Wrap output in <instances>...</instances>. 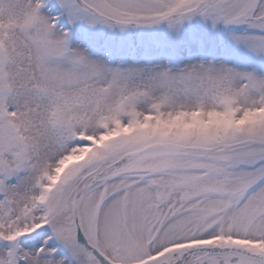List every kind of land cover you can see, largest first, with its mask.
<instances>
[{"label":"snow or ice","instance_id":"snow-or-ice-1","mask_svg":"<svg viewBox=\"0 0 264 264\" xmlns=\"http://www.w3.org/2000/svg\"><path fill=\"white\" fill-rule=\"evenodd\" d=\"M0 264H264V0H0Z\"/></svg>","mask_w":264,"mask_h":264}]
</instances>
